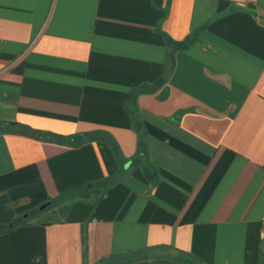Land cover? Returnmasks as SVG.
Masks as SVG:
<instances>
[{
    "label": "crops",
    "instance_id": "crops-1",
    "mask_svg": "<svg viewBox=\"0 0 264 264\" xmlns=\"http://www.w3.org/2000/svg\"><path fill=\"white\" fill-rule=\"evenodd\" d=\"M0 122V264H264V0H0Z\"/></svg>",
    "mask_w": 264,
    "mask_h": 264
},
{
    "label": "trees",
    "instance_id": "trees-1",
    "mask_svg": "<svg viewBox=\"0 0 264 264\" xmlns=\"http://www.w3.org/2000/svg\"><path fill=\"white\" fill-rule=\"evenodd\" d=\"M191 40L190 36H186L183 40L176 42L175 44L179 47H184L188 44V42ZM132 126L137 134L138 137V141L136 144V157L138 156L140 159H144V157H146V144H145V140L143 138H141V134H142V125L141 123L138 121L137 117L134 116V120L132 119ZM17 125L16 123H11V122H0V133L3 132H8L11 131L12 128ZM22 127V126H21ZM21 134L24 135H31L33 137L42 139V140H57V141H61L65 139V137L63 136H58L52 133H48V132H44V131H38V130H24L22 132H20ZM71 138L67 137V139ZM104 184H107L108 181L104 180L103 181ZM65 196H60L58 197L57 201H60L62 199H64ZM8 229V226L6 225H1L0 224V232L2 231H6Z\"/></svg>",
    "mask_w": 264,
    "mask_h": 264
},
{
    "label": "rangeland",
    "instance_id": "rangeland-1",
    "mask_svg": "<svg viewBox=\"0 0 264 264\" xmlns=\"http://www.w3.org/2000/svg\"><path fill=\"white\" fill-rule=\"evenodd\" d=\"M38 207H40V206H38ZM35 215H37V213L32 212L31 216H35Z\"/></svg>",
    "mask_w": 264,
    "mask_h": 264
},
{
    "label": "water",
    "instance_id": "water-1",
    "mask_svg": "<svg viewBox=\"0 0 264 264\" xmlns=\"http://www.w3.org/2000/svg\"><path fill=\"white\" fill-rule=\"evenodd\" d=\"M43 208V206L42 205H40V207H38L37 208V210H41Z\"/></svg>",
    "mask_w": 264,
    "mask_h": 264
}]
</instances>
